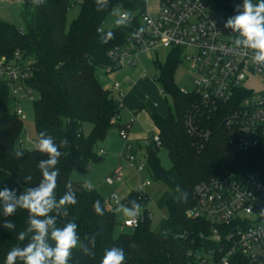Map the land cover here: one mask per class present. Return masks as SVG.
Returning <instances> with one entry per match:
<instances>
[{"label": "trees", "instance_id": "1", "mask_svg": "<svg viewBox=\"0 0 264 264\" xmlns=\"http://www.w3.org/2000/svg\"><path fill=\"white\" fill-rule=\"evenodd\" d=\"M21 1L24 3L21 11L23 30L0 17V55L10 57L20 50L34 60V76L29 84L38 93V98L32 102L38 138L40 132L46 131L58 145L62 139L68 141V147L60 149L64 155L57 165L60 174L55 194L59 199L71 190L78 203L68 206L67 217L57 218V226H63L64 221H74L82 242L87 243L84 240L86 235H95L96 239L95 247L91 249L94 256L85 255L78 246L72 251L69 264H100L104 250L113 246L125 250V264H199L194 260V253L203 244H214L201 235L210 231V223L186 215L194 203L196 185L218 175L264 170L262 151L241 152L231 142V132L225 120L233 110L232 103H209L195 90L181 91L174 80L175 70L182 60L181 48L172 49L164 63H156L159 70L156 80L162 92L172 96L173 107L166 116L152 113L161 145L151 141L145 148L153 179L168 187L157 202L168 216L157 230H153L145 212L133 232L115 238L114 208L97 190L72 181L70 173L76 167L84 169L91 161L104 159L98 155V142L116 126L112 119L120 113L122 105L118 95L104 88L97 70L112 66L115 48L125 45L131 32L141 26L138 16L126 27L117 25L105 29L103 24L115 7L129 13L137 8L130 0H108V7L97 11L96 0H84L79 14L68 27V14L75 4L72 0H45L38 7L33 6L31 0ZM229 2L217 1L222 7H227ZM98 29L113 32L114 38L107 44L101 43ZM11 106H14V99L7 84L0 79V190H15L18 197L25 189L40 182L42 174L38 163L47 156L36 148L17 147L23 119L14 109L10 110ZM189 119L199 129H210L211 135L206 139L190 133ZM85 122L92 124L88 136L83 130ZM161 148L168 151L172 163L170 169L160 161ZM18 149L23 152L20 158L15 155ZM26 177L31 179L26 181ZM177 184L187 194L179 203L173 199ZM96 200L101 201L103 215H97L93 209ZM132 200L142 205L149 201V196L134 190L124 203L128 205ZM5 219L14 222L15 229L4 228ZM27 219L25 209H17L14 215L4 217L0 205V264H5L7 253L13 247L27 243V240L21 242L17 239L18 233L26 230ZM16 264H23V261L18 258Z\"/></svg>", "mask_w": 264, "mask_h": 264}, {"label": "built area", "instance_id": "2", "mask_svg": "<svg viewBox=\"0 0 264 264\" xmlns=\"http://www.w3.org/2000/svg\"><path fill=\"white\" fill-rule=\"evenodd\" d=\"M217 1L160 0L156 13L141 11L136 15L122 12L120 17L127 14L130 22L138 16L144 31L139 38L133 35L136 30L132 31L125 45L115 48L112 54L114 64L104 70L110 73L123 66H134L138 63L139 54L145 50L181 48V58L193 63L198 74L192 90L200 94L205 102L232 103L233 110L225 125L231 132V142L236 149L264 153V87L254 90L246 84L252 76H264V68L253 63L250 50L235 48V35L231 29L224 28L227 19L237 14L236 6L241 5L243 0H230L227 7L220 6ZM33 76L34 60L20 50L10 57L0 55V79L9 87L14 110L23 120L26 115L21 104L32 103L38 98L37 91L29 84ZM114 88L118 89L119 83H115ZM181 91L187 93L189 90L181 88ZM122 96L119 92L121 105ZM118 118L119 114L115 115L112 122L117 124ZM130 128L129 124L120 128V135L126 142L121 157L133 163L135 170L141 173L146 164L131 153ZM188 129L190 133L206 139L211 135L210 129H199L191 119ZM151 141L161 145L158 132L149 137L146 144ZM23 143L20 139L19 144ZM105 153L104 148L98 149L99 156ZM122 180L121 166L106 177L108 183ZM149 185V181L142 182L136 191L143 194V188ZM114 196L119 195H110L116 205ZM119 199L121 202L122 199ZM262 211L264 170L241 175H218L198 183L194 189V203L187 209L186 215L210 223V231L201 235L214 245L203 244L194 253V260L199 264H264ZM128 219L123 224L136 228L143 218L139 213L134 223H129Z\"/></svg>", "mask_w": 264, "mask_h": 264}, {"label": "clouds", "instance_id": "3", "mask_svg": "<svg viewBox=\"0 0 264 264\" xmlns=\"http://www.w3.org/2000/svg\"><path fill=\"white\" fill-rule=\"evenodd\" d=\"M33 6L42 5L45 0H31ZM97 11H103L108 7V0H96ZM236 15L227 19L224 28L231 29L235 35L234 47L251 51V60L254 64L264 68V0H243L236 6ZM130 17L125 14L116 20L119 26H128ZM144 29H137L133 35L141 36ZM100 32L101 43L107 44L114 38L111 31ZM62 147H68V141L62 139L59 145L46 131L39 133V139L35 144L36 150L47 156L38 163L42 179L35 187H28L18 197L15 190L5 188L0 190V205L3 207V216L14 215L17 209H25L28 212L27 228L18 233L17 239L21 242L27 240L24 246L13 247L6 256L5 264H16L17 259L23 264H69L72 251L78 246L85 255L94 256L91 250L95 247V235L85 236L81 241L77 232V223L74 221L63 222V226H57V218L68 216V206L76 205L78 200L71 190L66 191L59 199L55 194L57 178L60 169L57 167L59 158L64 155ZM17 158L23 156L21 150L15 152ZM26 177L25 180H30ZM89 189L92 185H87ZM186 192L176 185L173 199L182 202L186 198ZM116 202L115 211L129 218V223H134L139 215L141 204L132 200L128 205L120 202L119 197L114 196ZM93 209L97 215H103L101 201L93 203ZM264 215V211L261 212ZM3 227L8 230L15 229L16 225L9 219H5ZM91 245V247H90ZM133 247L135 245H132ZM126 254L121 247L113 246L104 250L100 264H125Z\"/></svg>", "mask_w": 264, "mask_h": 264}, {"label": "rangeland", "instance_id": "4", "mask_svg": "<svg viewBox=\"0 0 264 264\" xmlns=\"http://www.w3.org/2000/svg\"><path fill=\"white\" fill-rule=\"evenodd\" d=\"M156 0H151L153 6ZM24 3L21 0H0V17L10 23L15 24L20 30L24 29L23 20L21 17V11ZM80 6L79 4H74L70 9L67 19V26L69 27L70 23L77 17L79 14ZM122 8L115 7L109 13L106 18L103 27L105 29H111L117 26L116 20L120 18ZM138 10L131 11V13H137ZM186 52H192V50L185 49ZM171 49L158 48L145 50L139 54L138 63H141L147 68V72L153 77L157 76L158 68L157 62L164 63L167 60V57ZM97 76L101 78H106L103 83L104 85L112 84V79L109 77L111 74H107L103 68L97 70ZM198 77V74L195 70L193 63L188 62L187 60L182 59L181 63L177 66L174 74V80L178 87L192 90L194 88V81ZM158 89H161L159 82ZM246 84L252 87L254 90H260L264 87V76L255 75L252 76ZM38 96V95H37ZM162 100L170 108L173 107L172 96L168 93L162 92ZM21 107L26 115V119L23 120V128L20 135V138L24 143L17 144V147L20 149H34L35 144L38 141V134L35 124V115H34V106L31 102H24L21 104ZM14 106L10 107L12 111ZM122 120H126L125 114L120 112ZM127 121V122H126ZM125 122L129 123L131 119H127ZM83 130L85 135H89L92 130V124L85 122L83 124ZM138 130L135 129L133 132H129V139L132 143L131 153L139 160L143 161L146 166L141 173H138L135 170L133 163L128 162L125 158L121 157L122 153L125 151L126 142L122 139L120 135V129L117 127L112 128L108 131L106 137L98 142V148H104L106 153L104 159L101 161H91L90 168L86 167L81 169L79 167L74 168L70 173V178L72 181L79 182L87 187L90 183L92 185L91 189L97 190L105 199L107 204L110 207H113L114 210L116 205L111 201L110 195L116 193L122 199L121 203H124V200L129 195L130 192L136 190L142 182L149 181L150 185L143 188V193H146L149 196V201L146 204L141 205L140 212L142 218L145 217V212H147L150 218V227L153 230L159 228L160 223L167 218L168 214L165 209H160L157 205L158 200L161 196L168 190V187L161 181L154 180L149 169H148V157L145 148V144L141 142L139 144ZM159 158L162 165L166 169H170L172 166L171 160L168 155V151L165 148L159 150ZM119 166L122 167L123 180L120 182L115 181L114 183H108L106 181L107 176H111L115 169ZM116 224L113 229V236L115 238L119 237L125 233H131L134 230V227L125 226L124 220L128 219L122 213L115 211ZM200 254L202 252H199ZM210 264V263H209Z\"/></svg>", "mask_w": 264, "mask_h": 264}, {"label": "crops", "instance_id": "5", "mask_svg": "<svg viewBox=\"0 0 264 264\" xmlns=\"http://www.w3.org/2000/svg\"><path fill=\"white\" fill-rule=\"evenodd\" d=\"M75 5L80 4L84 0H72ZM137 8L138 12L148 11L150 13H156L159 10L160 0L154 1L153 6L151 0H130ZM106 72V71H105ZM109 77L112 79V84L109 85L103 83L105 77L99 78L100 82L105 89L110 90L112 94L118 95L119 92L122 96V114H125L124 119H131L132 121L126 123V120H122L119 113L118 122L115 127L121 128L125 125H130L129 132H133L137 129L139 144L141 142L147 145L146 142L149 137L158 132L157 126L152 119V113H159L166 116L169 111V107L162 100V90L158 89L156 76L153 77L147 72V68L141 63H137L134 66H123L110 73ZM119 83V88L115 89L114 84ZM121 112V111H120ZM126 121V122H125ZM114 128V127H113ZM130 140V139H129ZM131 142V141H130Z\"/></svg>", "mask_w": 264, "mask_h": 264}]
</instances>
